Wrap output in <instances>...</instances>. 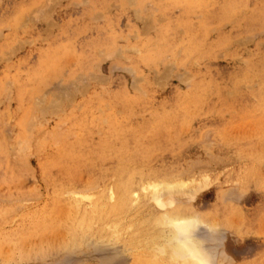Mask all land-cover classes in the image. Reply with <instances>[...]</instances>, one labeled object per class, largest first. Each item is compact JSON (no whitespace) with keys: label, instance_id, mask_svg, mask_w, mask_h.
Masks as SVG:
<instances>
[{"label":"rangeland","instance_id":"1","mask_svg":"<svg viewBox=\"0 0 264 264\" xmlns=\"http://www.w3.org/2000/svg\"><path fill=\"white\" fill-rule=\"evenodd\" d=\"M170 210L264 264V0H0V264H151Z\"/></svg>","mask_w":264,"mask_h":264},{"label":"clouds","instance_id":"2","mask_svg":"<svg viewBox=\"0 0 264 264\" xmlns=\"http://www.w3.org/2000/svg\"><path fill=\"white\" fill-rule=\"evenodd\" d=\"M151 264H226L225 229L198 210H170L150 221Z\"/></svg>","mask_w":264,"mask_h":264},{"label":"bare ground","instance_id":"3","mask_svg":"<svg viewBox=\"0 0 264 264\" xmlns=\"http://www.w3.org/2000/svg\"><path fill=\"white\" fill-rule=\"evenodd\" d=\"M45 4H46V3H45ZM50 8H51V7H50ZM38 9H39V7H38ZM32 13H33V12H32ZM50 23H51V22H50ZM49 27H50V26H49ZM246 39H247V38H246ZM254 80H255V78H254ZM50 101H51V100H50ZM31 113H32V112H31ZM43 116H44V115H43ZM5 127H6V126H5ZM4 130H5V129H4ZM245 130H246V129H245ZM260 140H261V139H260ZM10 148H11V147H10ZM212 161H213V160H212ZM193 166H194V165H193ZM190 173H191V172H190ZM183 174H184V173H183ZM203 179H204V177H203ZM152 181H153V180H152ZM160 181H161V180H160ZM207 181H208V180H207ZM207 181H206V182H207ZM147 183H148V182H147ZM161 183H162V182H161ZM161 183H158V185L161 184ZM188 183H190V182H188ZM163 184H164V183H163ZM166 184H167V183H166ZM177 184H179V183H177ZM177 184H176V185H177ZM148 185H150V186H148ZM148 185H147V188L145 187V189H144L143 186H142V187H141V190L144 189V191H145V190H147L148 187H149V189L147 190V192H148V191L150 190V188H154V189H156V190H158L159 188H160V189L162 188V185H159V187H158V185L155 184V183H152V184H149V183H148ZM164 185H165V184H164ZM164 185H163V188H164V187H166V188H167V187H169V188L171 187V186H170L171 184H170L169 186H168V185L164 186ZM179 185H181V183H180ZM184 185H185V184H183L182 186H184ZM190 185H191V184H190ZM203 185H204V183H203ZM128 186H129V185H128ZM128 186H127V188H128ZM174 186H175V184H174ZM200 186H201V185H200ZM205 186H206V185H205ZM124 187H125V186H123V188H124ZM131 187H132V186H131ZM176 187H177V186H176ZM178 187H180V186H178ZM142 188H143V189H142ZM166 188H165V189H166ZM171 188H172V187H171ZM128 189H129V188H128ZM132 189H133V188H132ZM134 189H136V188H134ZM172 189H173V188H172ZM178 189H179V188H178ZM180 189H181V188H180ZM180 189H179V190H180ZM109 190L111 191V189H109ZM156 190H152V191H153V192H152L153 195H155V193L157 192ZM169 190H171V189H169ZM169 190H168V191H169ZM176 190H177V189H175V192H176ZM179 190H177V191H179ZM114 191H115V189H114ZM119 191H121V190H119ZM123 191H124V190H123ZM126 191H127V189H126ZM155 191H156V192H155ZM160 191H161V190H160ZM162 191H163V189H162ZM164 191H165V190H164ZM180 191H181V190H180ZM183 191H184V190H183ZM128 192H129V191H128ZM128 192H127V193H128ZM145 192H146V191H145ZM147 192L145 193V196H146ZM111 193H112V192H111ZM159 193H160V192H159ZM169 193H170V192H168V194H169ZM117 194H118V193H117ZM121 194H122V192H121ZM149 194H151V193H149ZM156 194H157V193H156ZM126 195H127V194H126ZM129 195H130V194H129ZM129 195H128V196H129ZM132 195H133V193H132ZM136 195H137V193H136ZM136 195H135V196H136ZM153 195L151 196V200H152ZM160 195H161V194H160ZM86 196H87V195H85V196L82 195V196H80V197H82V199H83V198L86 197ZM123 196H124V195H123ZM157 196H158V194H157L156 196L153 197V200H154L155 204H156L157 206H160L161 209H162V207H166V205L162 202V200H159V199L157 198ZM161 196H162V195H161ZM124 197H125V196H124ZM155 197H156V198H155ZM88 198H89V196H88ZM90 198H92V197H90ZM112 198H113V195L111 194V199H112ZM129 198L131 199L130 196H129ZM137 198H138V196H137ZM160 198H161V197H160ZM170 198H171V197H170ZM85 199H87V198H85ZM114 199H115V197H114ZM87 200H88V199H87ZM167 200L169 201V199H167ZM171 200H172V199H171ZM112 201H113V199H112ZM129 201H131V200H129ZM165 201H166V200H165ZM168 201H167V202H168ZM113 202H114V201H113ZM122 202H123V201H122ZM170 202H172V201H170ZM170 202H169V203H170ZM117 204H118V202H117ZM122 204H123V203H122ZM167 205H168V204H167ZM173 205H174V204H173ZM127 206H128V205H127ZM168 206H169V205H168ZM171 208H172V207H171ZM115 209H116V208H115ZM166 212H167V211H166ZM161 213H163V212H161ZM93 221H94V220H93ZM106 227H107V226H106ZM71 238H72V237H71ZM123 254H124V253H123ZM130 260H131V259H130Z\"/></svg>","mask_w":264,"mask_h":264}]
</instances>
